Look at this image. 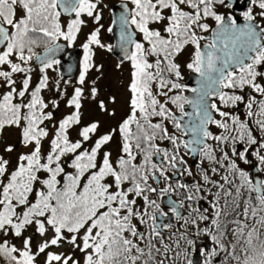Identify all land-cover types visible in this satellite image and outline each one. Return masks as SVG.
Listing matches in <instances>:
<instances>
[{"label": "snow or ice", "instance_id": "1", "mask_svg": "<svg viewBox=\"0 0 264 264\" xmlns=\"http://www.w3.org/2000/svg\"><path fill=\"white\" fill-rule=\"evenodd\" d=\"M0 264H264V0H0Z\"/></svg>", "mask_w": 264, "mask_h": 264}, {"label": "rangeland", "instance_id": "2", "mask_svg": "<svg viewBox=\"0 0 264 264\" xmlns=\"http://www.w3.org/2000/svg\"><path fill=\"white\" fill-rule=\"evenodd\" d=\"M107 17L108 12L105 11V23H107ZM106 56L105 53H99L97 56V60L100 61L101 59H104ZM114 63L115 59L112 56H107L105 59V70H106V76L105 79L101 82L102 86L107 85L111 88L113 92L117 91L119 82H120V73L116 72L114 69ZM124 78H127V73H124ZM125 93L123 91L120 92V96L118 97V100L120 101V104L117 105L118 112L121 110V106L123 103V97Z\"/></svg>", "mask_w": 264, "mask_h": 264}, {"label": "flooded vegetation", "instance_id": "3", "mask_svg": "<svg viewBox=\"0 0 264 264\" xmlns=\"http://www.w3.org/2000/svg\"><path fill=\"white\" fill-rule=\"evenodd\" d=\"M113 57V56H112ZM115 59V58H114Z\"/></svg>", "mask_w": 264, "mask_h": 264}, {"label": "water", "instance_id": "4", "mask_svg": "<svg viewBox=\"0 0 264 264\" xmlns=\"http://www.w3.org/2000/svg\"><path fill=\"white\" fill-rule=\"evenodd\" d=\"M114 58V57H113Z\"/></svg>", "mask_w": 264, "mask_h": 264}]
</instances>
